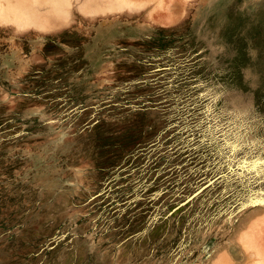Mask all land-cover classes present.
Returning a JSON list of instances; mask_svg holds the SVG:
<instances>
[{
  "label": "rangeland",
  "instance_id": "rangeland-1",
  "mask_svg": "<svg viewBox=\"0 0 264 264\" xmlns=\"http://www.w3.org/2000/svg\"><path fill=\"white\" fill-rule=\"evenodd\" d=\"M261 158L264 0H0V264H264Z\"/></svg>",
  "mask_w": 264,
  "mask_h": 264
},
{
  "label": "snow or ice",
  "instance_id": "snow-or-ice-1",
  "mask_svg": "<svg viewBox=\"0 0 264 264\" xmlns=\"http://www.w3.org/2000/svg\"><path fill=\"white\" fill-rule=\"evenodd\" d=\"M252 132L253 133H256V129L255 127L252 128ZM258 134V133H257ZM257 142L256 141H252L250 143H248L247 145H243L244 147H247V148H252ZM233 148L236 147V145H232ZM250 160V157L248 156H245V161H249ZM255 163H259V164H264V158H261L259 159L258 161H254ZM246 166V165H245ZM264 202V201H262Z\"/></svg>",
  "mask_w": 264,
  "mask_h": 264
}]
</instances>
